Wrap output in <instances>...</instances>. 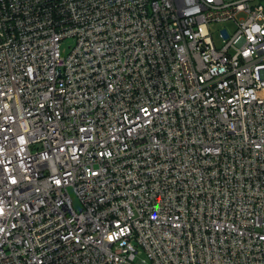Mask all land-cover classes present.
Listing matches in <instances>:
<instances>
[{"label":"built area","instance_id":"built-area-1","mask_svg":"<svg viewBox=\"0 0 264 264\" xmlns=\"http://www.w3.org/2000/svg\"><path fill=\"white\" fill-rule=\"evenodd\" d=\"M0 264H264V0H0Z\"/></svg>","mask_w":264,"mask_h":264},{"label":"rangeland","instance_id":"rangeland-1","mask_svg":"<svg viewBox=\"0 0 264 264\" xmlns=\"http://www.w3.org/2000/svg\"><path fill=\"white\" fill-rule=\"evenodd\" d=\"M223 29H228L229 32H232L233 31V25L229 24V23H227V24H213L212 25V32H213L214 39H215V42H216L218 47L222 45V43H221L222 41L220 39V32ZM69 46H71V43H66L65 42V43L62 44V48L63 49L66 48L67 51H70L68 49ZM73 197L75 199V196H73ZM75 204L78 206V202L76 201V199H75Z\"/></svg>","mask_w":264,"mask_h":264}]
</instances>
